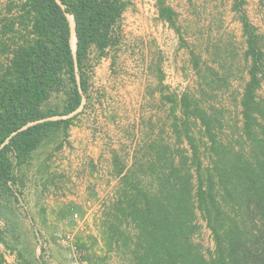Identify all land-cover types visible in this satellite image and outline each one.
I'll use <instances>...</instances> for the list:
<instances>
[{
  "label": "trees",
  "instance_id": "obj_1",
  "mask_svg": "<svg viewBox=\"0 0 264 264\" xmlns=\"http://www.w3.org/2000/svg\"><path fill=\"white\" fill-rule=\"evenodd\" d=\"M243 2L234 0L232 9ZM259 3L263 6L264 0ZM156 4L159 17L178 35L176 11L166 0ZM129 5L130 0H6L1 6L0 218H15L11 207L17 198L8 184L19 186L15 166L41 144L66 135L67 115L88 89L93 51L101 56L117 45ZM239 20L248 78L231 134L221 137V119L199 108V98L187 91L165 94L184 114L173 122L174 146L164 140L149 145L154 160L124 174L116 197L105 206L100 221L104 243L121 249L129 264H264V96L258 94L264 86V52L256 28L244 14ZM191 60L202 79L200 94L207 91L214 98L223 84L227 87L226 78L206 79L193 53ZM190 115L200 122L199 138L188 125ZM183 138L187 148L181 146ZM197 212L211 231L212 250L194 239L201 228ZM5 231L0 227L3 243ZM18 256L16 264H32ZM0 264H10L1 253Z\"/></svg>",
  "mask_w": 264,
  "mask_h": 264
},
{
  "label": "crops",
  "instance_id": "obj_2",
  "mask_svg": "<svg viewBox=\"0 0 264 264\" xmlns=\"http://www.w3.org/2000/svg\"><path fill=\"white\" fill-rule=\"evenodd\" d=\"M5 1L0 0V8ZM68 19L72 26L69 14ZM127 33L122 28L117 45L103 55L93 51L88 89L81 106L69 115L66 135L41 144L15 166L27 218L37 213L41 221L48 218L52 227H60L66 216L78 212L82 229L93 227L116 197L123 175L134 165L154 160L149 145L164 140L174 146L173 122L181 109L163 97L173 92L165 84L164 67L173 59L176 41L166 46L165 54L155 40L139 37L140 43L134 44ZM188 55L193 67L191 51ZM197 77L194 80H202ZM181 146L188 147L186 141ZM97 203L103 208L96 212ZM1 254L14 264L4 251Z\"/></svg>",
  "mask_w": 264,
  "mask_h": 264
},
{
  "label": "rangeland",
  "instance_id": "obj_3",
  "mask_svg": "<svg viewBox=\"0 0 264 264\" xmlns=\"http://www.w3.org/2000/svg\"><path fill=\"white\" fill-rule=\"evenodd\" d=\"M166 2L178 15L176 26L179 27L180 33L177 37L175 32H171L178 47L174 49L172 61L165 64L164 71L170 76L166 78L164 73L165 84L170 86L177 96L182 91H187L199 98V108L221 119L223 129L220 132L221 137L225 139L231 134L229 127L233 126L234 122L236 124L237 119L240 120L238 99L242 92V84L248 78L245 72V64L248 62L243 55L245 41L239 15L244 14L256 28V32L262 36L261 49L264 52V5L262 6L259 0H244L238 10L234 11L233 0H166ZM131 5L127 15L129 18L135 11ZM127 34L131 42L140 43L138 37L130 32ZM156 42L155 40L154 43ZM156 46H159L158 43ZM180 48L182 52L176 55ZM190 51L198 57L201 74L206 79L226 78L228 81L227 87L223 84L219 91L214 92V98H210L207 91L203 94L197 91L200 80H194L197 73L190 65V54L188 55ZM175 56H179L178 63L175 61ZM91 58L93 63V56ZM258 94L264 96V86ZM212 105L213 108H210L209 106ZM178 116L179 119L184 117L181 110ZM187 122L192 133L199 138L202 135L199 120L190 115ZM203 140L205 141L206 138L203 137ZM203 162L204 165L207 162L205 156ZM11 209L15 213L14 219L11 218V214L0 218V227L6 230L4 243L0 242V253L4 251L11 263L16 264L18 254H21L32 264H69L68 250L57 241L55 236L56 230L60 229L61 232L72 235L73 244L80 250V264H129L127 255L121 249L108 248L104 243L100 217L93 227L87 226L81 230L71 224H64L65 222L60 227H52L51 219L47 218L49 222L41 221L37 213L27 218V214L19 210L17 201ZM197 215L199 216L200 213L197 212ZM200 233L201 237H195V241L200 242L204 249L212 245L209 248L212 250L213 241L208 230L202 229ZM39 241L44 243L43 247L39 245Z\"/></svg>",
  "mask_w": 264,
  "mask_h": 264
},
{
  "label": "built area",
  "instance_id": "obj_4",
  "mask_svg": "<svg viewBox=\"0 0 264 264\" xmlns=\"http://www.w3.org/2000/svg\"><path fill=\"white\" fill-rule=\"evenodd\" d=\"M130 5L135 9V11L132 12L133 16L131 18L125 15V11L123 12L120 21V30L122 28H125V30L129 31L131 34H133V36L135 35L138 38H154L160 46V50L165 53L166 46H168L172 40L174 41V39L171 33L172 30L169 27L168 23L159 17L156 0H130ZM141 22L144 23L142 24ZM143 28L144 30H142ZM164 73L166 78L170 77L168 76V74H166L165 71ZM8 184L13 188L14 194L17 198V206L19 210L21 211V213H26L27 205L21 196L18 185L12 184V182H9ZM94 207L96 212L97 210L103 208V206L99 203H97ZM197 220L201 226L200 231L202 229L208 230L211 241H213L211 231L206 226L205 220L200 217V215L197 217ZM64 222L65 224H71L75 226L77 229H82L83 217H81L78 212H72L70 215L65 217ZM55 236L57 238V241L60 242L63 247L67 248L69 264H80V250L76 245L73 244L72 235L63 233L60 231V229H58L55 232ZM200 237L201 233L199 234L198 238ZM38 243L42 247L44 246V243L40 241ZM211 246L209 248H211Z\"/></svg>",
  "mask_w": 264,
  "mask_h": 264
},
{
  "label": "water",
  "instance_id": "obj_5",
  "mask_svg": "<svg viewBox=\"0 0 264 264\" xmlns=\"http://www.w3.org/2000/svg\"><path fill=\"white\" fill-rule=\"evenodd\" d=\"M73 25H74V23H73V18H72V26L70 25V27H71V32H73V34H74V28H73ZM70 36H71V34H70ZM74 37H75V34H74ZM75 41H76V38H75ZM70 46H71V45H70ZM71 48H72V51H73V53H74V51H75V46H74V47L71 46ZM83 100H84V97L82 96L81 104L83 103ZM81 104H80V106H81ZM80 106H79V107H80ZM79 107H78V108H79ZM78 108H77V109H78ZM77 109H76V110H77ZM76 110H75V111H76ZM75 111H74V112H75ZM74 112H72L71 114H73ZM71 114H69V115H71ZM69 115H67V116H69Z\"/></svg>",
  "mask_w": 264,
  "mask_h": 264
},
{
  "label": "bare ground",
  "instance_id": "obj_6",
  "mask_svg": "<svg viewBox=\"0 0 264 264\" xmlns=\"http://www.w3.org/2000/svg\"><path fill=\"white\" fill-rule=\"evenodd\" d=\"M72 22V21H71ZM70 45L72 47L75 46V37H74V34L72 33L71 36H70Z\"/></svg>",
  "mask_w": 264,
  "mask_h": 264
}]
</instances>
